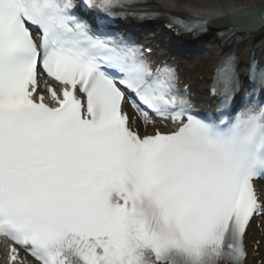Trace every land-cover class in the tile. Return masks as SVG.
<instances>
[{
    "label": "snow or ice",
    "instance_id": "1",
    "mask_svg": "<svg viewBox=\"0 0 264 264\" xmlns=\"http://www.w3.org/2000/svg\"><path fill=\"white\" fill-rule=\"evenodd\" d=\"M131 5L0 0L8 264H246L253 226L264 232V67L242 80L227 55L212 88L220 114L201 117L176 68L111 30ZM158 18L177 34L207 30L203 16ZM257 18L264 8L238 9L233 28Z\"/></svg>",
    "mask_w": 264,
    "mask_h": 264
},
{
    "label": "bare ground",
    "instance_id": "2",
    "mask_svg": "<svg viewBox=\"0 0 264 264\" xmlns=\"http://www.w3.org/2000/svg\"><path fill=\"white\" fill-rule=\"evenodd\" d=\"M260 4L264 5V0H189V2H180L178 4L174 3L173 0H147L140 6L162 14L173 13L181 16L190 14L202 15L207 18L209 26H222L224 24L228 25L230 17L238 9L255 8ZM148 30L153 35L149 34L147 36L148 32H144L143 34H145L146 40L154 43L153 46H155L156 53L167 55L169 52L173 56L177 55V53L179 54V57H177L181 62L179 61L178 68L183 69L182 73L185 77H190L188 82L192 92L197 93L196 99L201 98V86L204 82L208 81L211 68L222 58L228 48L227 45L221 43L212 31L206 37L194 43L196 52H184L189 57L186 60L183 57V53H180V49H189L191 46L189 47L183 38L175 40L170 34L165 33L159 23H154ZM167 42L171 44L170 51L166 45ZM251 50L258 57L259 62L264 65V24L249 32L243 43L237 46L240 70H245L243 62L247 60L248 52ZM165 52L167 53L165 54ZM200 74L202 76L200 78L201 81H196V76ZM262 233L264 234V232ZM255 238L260 237L253 236L252 240H255ZM261 242L259 253L263 252L260 255L264 258V236L261 238ZM250 262H255V259L249 253L246 264H250ZM262 264H264V261Z\"/></svg>",
    "mask_w": 264,
    "mask_h": 264
}]
</instances>
